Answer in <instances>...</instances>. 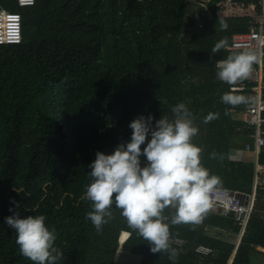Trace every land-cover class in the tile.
Here are the masks:
<instances>
[{
  "label": "trees",
  "instance_id": "16d2710c",
  "mask_svg": "<svg viewBox=\"0 0 264 264\" xmlns=\"http://www.w3.org/2000/svg\"><path fill=\"white\" fill-rule=\"evenodd\" d=\"M223 1L210 0V14L202 13L198 25L191 0H36L26 8L0 0V9L21 14L23 38L0 46V264H33L4 222L13 212L45 216L63 252L58 264H124L116 260L120 248L121 260L140 256L138 264H229L233 256L232 264H255L252 251L264 249V187L257 190L255 213L239 245L213 233L238 237L234 220L210 213L199 222L169 226L170 236L187 241L180 248L169 244L171 259L169 251L153 253L119 210L99 233L85 215L95 153L111 154L127 143L128 124L141 114H151L153 122L163 115L171 119L178 102L193 113V143L202 149L201 163L220 178L219 187L252 192L255 163L241 156L254 149L244 104L222 103L230 86L215 76V61L235 51L211 50L221 39L230 45L234 34L248 32L253 18L218 16ZM255 1L235 0L245 8ZM256 85L238 92L247 97ZM209 113L218 115L205 122ZM233 150L241 161L230 159ZM259 160L264 164V147ZM124 231L131 235H122L120 247ZM200 245L211 247L214 256L198 255Z\"/></svg>",
  "mask_w": 264,
  "mask_h": 264
},
{
  "label": "clouds",
  "instance_id": "9594fccd",
  "mask_svg": "<svg viewBox=\"0 0 264 264\" xmlns=\"http://www.w3.org/2000/svg\"><path fill=\"white\" fill-rule=\"evenodd\" d=\"M219 25L227 28L223 19L219 20ZM229 46L226 38L221 39L211 52L216 53ZM260 56L257 50L244 47L215 61L216 78L230 86L229 91L220 97L222 103L232 106L248 103V97L240 94L236 85L249 76ZM171 112V119L163 115L155 122L151 114L139 115L128 124L132 131L127 143L119 144L111 154L97 151L94 161L88 165L91 169L88 175L92 179L84 194L91 201V210L86 212V218L98 233L112 218L113 209L119 210L128 228L148 241L153 253L169 251L170 259L175 255L170 245L176 248L183 245L169 243L170 238L182 239L170 236L169 226L199 222L210 207L211 194L221 183L220 178L201 163L202 149L193 143L198 127L194 124L192 111L185 103L178 102L172 106ZM216 115L209 113L204 121L208 122ZM141 145H144L143 149ZM210 156L215 157L216 153L212 152ZM141 157L145 161L143 165ZM238 160L241 161L240 157ZM11 202L18 207L17 202ZM169 207L174 209L171 216L164 214ZM4 222L15 231L20 254L33 264H58L61 260L63 252L55 243V230L46 226L44 215L22 217L13 212L4 218ZM244 232L241 230L238 245ZM122 235L127 236V240L131 233L121 232L119 238ZM182 240L186 245L187 241ZM200 246L210 248L211 252L201 254L197 248L198 255L214 256L211 247Z\"/></svg>",
  "mask_w": 264,
  "mask_h": 264
},
{
  "label": "built area",
  "instance_id": "2783aa9c",
  "mask_svg": "<svg viewBox=\"0 0 264 264\" xmlns=\"http://www.w3.org/2000/svg\"><path fill=\"white\" fill-rule=\"evenodd\" d=\"M20 7H33L36 0H17ZM226 6L224 4L220 8ZM253 10V21L249 31L246 33H236L232 37L231 44L227 50L239 51L244 47H251L261 53L259 63L252 67L249 76L238 82L236 88L243 91L247 84H257L251 88V93L247 96L248 103L244 104L243 121L248 129L252 130L250 137L254 140L255 153V180L253 190L249 194L239 193L218 186V190L210 196V207L202 214L218 213L224 217H230L234 224L239 226L244 232L251 217L255 213V204L258 188L264 187V164L259 160V153L264 147V0H256L248 8L242 4L237 16L242 17L243 13ZM14 18V19H13ZM22 16L20 13L9 12L0 9V45L19 44L22 41ZM237 45L238 47H231ZM248 151L251 146L248 144ZM169 243L182 246L185 241L182 239L170 238ZM201 254H209L211 249L205 246L198 247Z\"/></svg>",
  "mask_w": 264,
  "mask_h": 264
},
{
  "label": "rangeland",
  "instance_id": "374dc122",
  "mask_svg": "<svg viewBox=\"0 0 264 264\" xmlns=\"http://www.w3.org/2000/svg\"><path fill=\"white\" fill-rule=\"evenodd\" d=\"M210 0H191V3L193 4V11H194V21L199 25L200 23V15L202 13L205 14H210L209 13V9H208V3ZM224 4H226V6H224L223 8H219L221 6H223ZM242 4L235 2V0H224L223 2L218 4V13L217 15L220 17H238L237 14L241 13L238 11L239 8H241ZM253 13L251 11H247L245 14L243 13V16H247V17H252ZM196 24V27H198V25ZM191 30H194L195 27H190ZM242 155V159L245 162H249L251 157L250 153H244L241 154ZM231 160L233 159V161H236V159L240 156L238 155H232L230 156ZM213 233L214 234H222L228 241L230 242H238L239 236L237 237V235H228L226 231L224 230H219V229H213ZM119 243H120V247L123 245L121 242V237L119 238ZM121 250L119 249L116 255V260L118 262H122L121 260H119V255L121 254ZM251 259L252 262H254L255 264H264V250L263 249H259V248H255L254 251H252L251 253ZM126 260V259H125ZM124 260V261H125ZM124 263V262H123Z\"/></svg>",
  "mask_w": 264,
  "mask_h": 264
},
{
  "label": "crops",
  "instance_id": "0c3cea01",
  "mask_svg": "<svg viewBox=\"0 0 264 264\" xmlns=\"http://www.w3.org/2000/svg\"><path fill=\"white\" fill-rule=\"evenodd\" d=\"M251 12L253 13V10H251ZM234 117L238 119V116H234ZM249 138H251V137L249 136ZM251 139H252V138H251ZM233 152H234V155L237 154L238 156H240L238 150H233ZM249 153L251 154V157H252L250 160H253L254 157H255L254 149H252ZM241 156H242V155H241ZM239 193H241V192H239ZM247 194H249V193H247ZM202 217H203V218H206V217H208V215H206V216H203V215H202ZM260 249H263V248H260ZM263 250H264V249H263ZM127 255L132 256V257H135L136 259H126V260L124 261V260H121V257H119V260L122 261L121 263L124 262V264H138V263L140 262V259H141L140 256H135V255H131V254H127ZM119 256H121V255H119ZM127 261H128V262H127ZM119 263H120V262H119Z\"/></svg>",
  "mask_w": 264,
  "mask_h": 264
},
{
  "label": "snow or ice",
  "instance_id": "6c2138e0",
  "mask_svg": "<svg viewBox=\"0 0 264 264\" xmlns=\"http://www.w3.org/2000/svg\"><path fill=\"white\" fill-rule=\"evenodd\" d=\"M14 19V18H13Z\"/></svg>",
  "mask_w": 264,
  "mask_h": 264
}]
</instances>
